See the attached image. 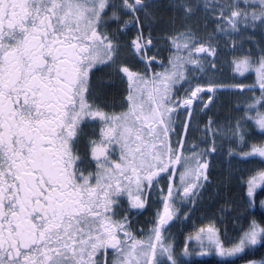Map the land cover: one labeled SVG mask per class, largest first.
I'll list each match as a JSON object with an SVG mask.
<instances>
[{"label": "snow or ice", "instance_id": "snow-or-ice-1", "mask_svg": "<svg viewBox=\"0 0 264 264\" xmlns=\"http://www.w3.org/2000/svg\"><path fill=\"white\" fill-rule=\"evenodd\" d=\"M258 186L264 0H0V264H264Z\"/></svg>", "mask_w": 264, "mask_h": 264}, {"label": "rangeland", "instance_id": "rangeland-1", "mask_svg": "<svg viewBox=\"0 0 264 264\" xmlns=\"http://www.w3.org/2000/svg\"><path fill=\"white\" fill-rule=\"evenodd\" d=\"M231 55V54H229ZM249 72L251 73L250 75L248 73H244V74H240L237 73V76H245L246 79H237L232 81L233 83H252L255 79V72L252 70H249ZM258 94V93H257ZM232 104L235 105L237 103L235 97L232 98ZM238 111L243 112L244 109L243 108H239ZM257 132L259 131L258 129L256 130ZM251 139V138H249ZM244 149H239V151H243ZM227 161L226 158L224 159H216L214 158V165L215 167L218 169V171L216 173H214V177L221 175L223 173V168L225 167ZM209 214L206 215L205 219H199L198 216L200 215V212L198 211L197 213H195L192 217L190 218H186L183 221V224H181L180 222H177L176 224H173L172 226V230L176 231L181 239V244L178 245V247H182V241H183V237L192 230V225L195 224L196 227H199L200 224H207L209 219H212L210 213L212 211V209H208L207 210ZM231 227V226H230ZM200 249L199 248H195L193 247L190 251V254L187 257H190V255H198L200 256ZM207 254H211L210 253H204L202 255H207ZM187 259V258H185Z\"/></svg>", "mask_w": 264, "mask_h": 264}, {"label": "trees", "instance_id": "trees-1", "mask_svg": "<svg viewBox=\"0 0 264 264\" xmlns=\"http://www.w3.org/2000/svg\"><path fill=\"white\" fill-rule=\"evenodd\" d=\"M231 194H237L238 195V189L233 188ZM261 198H264V186H258L257 188V193L255 195V202L251 206L252 211L248 213V215L255 216L257 219L260 218L261 214L264 213V206L260 205V200ZM231 225H229L230 227ZM187 258V264H219V261L221 258L215 256L214 253L207 254V255H190V257H185ZM254 258H259V253L256 254ZM235 264H240V261H236Z\"/></svg>", "mask_w": 264, "mask_h": 264}, {"label": "flooded vegetation", "instance_id": "flooded-vegetation-1", "mask_svg": "<svg viewBox=\"0 0 264 264\" xmlns=\"http://www.w3.org/2000/svg\"><path fill=\"white\" fill-rule=\"evenodd\" d=\"M155 208V205H153L148 211L142 212L140 214H136L138 216V219L143 223L146 222V218L149 217L153 210Z\"/></svg>", "mask_w": 264, "mask_h": 264}]
</instances>
